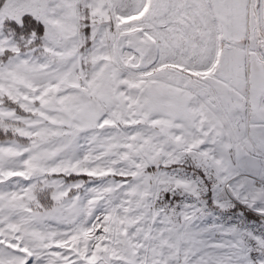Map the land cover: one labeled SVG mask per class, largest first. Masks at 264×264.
Here are the masks:
<instances>
[{
  "label": "snow or ice",
  "instance_id": "snow-or-ice-1",
  "mask_svg": "<svg viewBox=\"0 0 264 264\" xmlns=\"http://www.w3.org/2000/svg\"><path fill=\"white\" fill-rule=\"evenodd\" d=\"M0 264H264V0H0Z\"/></svg>",
  "mask_w": 264,
  "mask_h": 264
}]
</instances>
